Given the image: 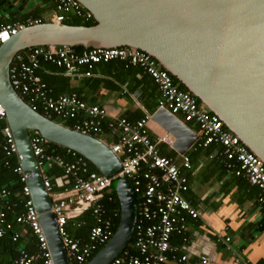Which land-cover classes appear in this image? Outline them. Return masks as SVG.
<instances>
[{
  "label": "built area",
  "instance_id": "obj_1",
  "mask_svg": "<svg viewBox=\"0 0 264 264\" xmlns=\"http://www.w3.org/2000/svg\"><path fill=\"white\" fill-rule=\"evenodd\" d=\"M55 3L48 20L29 19L3 26L0 29V44L27 26L45 22L62 24L72 15L91 19L77 0H56ZM114 60L139 67L156 83L161 96L158 109L167 110L187 125L198 126L200 137L191 150L196 147L208 148L212 144L221 145L227 171L234 172L237 177L245 176L251 184L261 189L259 202L263 206L264 163L225 127L217 115L202 105L191 92L181 89L173 76L143 51L121 47L90 48L77 52L71 47L44 46L31 48L15 57L10 70L12 85L34 110L43 111L46 116L55 117L63 124L72 121L73 129L97 138L108 131L112 138L110 142L99 139L108 144L122 161L120 172L114 177H107L91 171L86 159L72 150L67 151L71 161L61 155H49L47 150L50 142L39 133L32 134L34 154L44 174L45 186L52 195L59 231L72 264H87L97 249L113 238L114 220L118 213L109 215L103 201L113 200L112 184L122 177L131 181L137 194L138 220L130 246L111 264H168L174 252L173 235L180 234L188 242L187 219L200 216L186 197L190 186L182 168L192 167L188 153L180 154L179 161L162 155L160 146L175 150L176 138L168 132L155 134L150 126L152 114L147 113L137 121L126 117L110 119L105 107L91 104L77 93L55 96L54 90L39 75L41 64L50 63L64 68L67 74L86 67V76L90 77L95 66ZM3 120L6 121V111L0 103V121ZM3 134L2 150L6 158H10L16 155L17 147L8 125L3 129ZM5 164L9 165V161ZM55 166L64 170L63 177L58 179V185L63 187L60 192L54 191L55 184L47 175V171ZM15 172L22 175V181L25 182L21 194L23 211L15 218L21 230L16 231L13 223L8 221V215L17 208V204L11 200L12 191L0 185V242L6 236L16 242L29 233L37 242V251L29 253L25 249L21 250L12 264H55L22 167L19 165ZM88 211L93 215L95 224L91 228L89 243L82 245L68 234L66 226L69 220ZM226 241L229 242L230 238H226ZM1 249L0 244V264ZM186 259V256H182L176 260L182 262ZM202 262L207 264L208 260L202 258Z\"/></svg>",
  "mask_w": 264,
  "mask_h": 264
},
{
  "label": "water",
  "instance_id": "obj_2",
  "mask_svg": "<svg viewBox=\"0 0 264 264\" xmlns=\"http://www.w3.org/2000/svg\"><path fill=\"white\" fill-rule=\"evenodd\" d=\"M96 22H45L27 26L0 44V103L6 111L19 165L39 214L55 264H72L59 231L54 201L34 154L32 134L72 150L107 177L122 161L101 139L83 134L34 110L15 90V57L44 46L109 49L128 47L151 55L264 163V0H77ZM152 120L187 154L199 137L165 109ZM121 220L113 238L87 264H111L130 246L138 220L131 181L115 180Z\"/></svg>",
  "mask_w": 264,
  "mask_h": 264
},
{
  "label": "crops",
  "instance_id": "obj_3",
  "mask_svg": "<svg viewBox=\"0 0 264 264\" xmlns=\"http://www.w3.org/2000/svg\"><path fill=\"white\" fill-rule=\"evenodd\" d=\"M53 10L45 0H0V19L34 11L48 20ZM124 64L118 61L110 66L97 65L90 77L86 76L88 68L82 67L71 74H57L60 76H54L52 81L59 95L77 93L87 102L105 107L110 119L126 117L137 121L147 113L153 115L161 97L158 86L139 67ZM150 126L155 134L167 132L153 120ZM189 127L200 137L197 125L189 124ZM160 150L179 161L180 154L175 150L164 145ZM191 163V169L182 168L190 186L186 197L200 216L187 219L188 242L180 234L173 235L174 252L168 264H203L202 258L208 260L207 264H264L261 189L245 176L228 172L225 157L218 153H203ZM182 256L187 257L186 261L178 262L176 259Z\"/></svg>",
  "mask_w": 264,
  "mask_h": 264
},
{
  "label": "trees",
  "instance_id": "obj_4",
  "mask_svg": "<svg viewBox=\"0 0 264 264\" xmlns=\"http://www.w3.org/2000/svg\"><path fill=\"white\" fill-rule=\"evenodd\" d=\"M55 1L56 0H45V4L49 7L53 6V8H55V4H56ZM85 13L87 12L85 11ZM14 15L12 16V19H7L5 17L0 19V29L3 26L10 24V23L26 22L29 19L36 20L42 17L41 13L34 12V11L29 12L27 14L25 13V14H20V15L17 13H14ZM66 23L70 25H86V26H92L96 24L95 20L92 17L90 20H85L84 18H79L76 16L75 17L71 16L70 19ZM75 50L77 52H81L82 50H84V48L77 47ZM118 61L122 62L120 60H114L109 63H100V64H105V65L110 66L112 63L118 62ZM124 65H126V63ZM57 74L65 75L66 70L64 68L57 67L50 63L41 64L39 75L42 77V79L47 84H49L50 87L54 89L55 96H58L60 94L59 90L56 88V84L54 83V81H52V78H54V76H56ZM60 75H57V76H60ZM175 81L178 83L176 79ZM65 87H67V85H64V88ZM180 88L188 91L187 88L184 87L183 85H180ZM25 100L27 99L25 98ZM39 112L46 115V113H44L43 111H39ZM53 120L60 122L55 117L53 118ZM64 124L68 127L74 128L72 121L64 122ZM6 126H7V122L5 120L0 121V185L2 187L9 188L12 191L13 195H12L11 200H12V203L17 204V208L14 211V213H10L8 215V221L13 223V227L16 231H20L21 227L20 225L15 223V218L16 216L20 215L23 211L21 194L23 192L25 182L22 181V175L15 172V169L19 166V160H18L17 155H13L10 158H6V155L2 150V146L4 144L3 129ZM98 138H102L107 142H110L112 139L111 133H109L108 131L105 133L104 136H101ZM67 151L68 149L64 147L50 143L47 153L49 155H54V156L61 155L64 158H66V160L71 161L72 158L67 153ZM222 152H223V148L221 145L212 144L208 148L196 147V149L189 152L188 155L190 156L192 162H194L196 161V157L202 155L203 153H206L209 155L218 153L222 155ZM162 155L167 156V157H172L171 154H165L164 152H162ZM7 161H9V165L5 164ZM86 161L88 162L91 171L100 173L98 169L91 162H89L88 160ZM47 175L52 179V182L55 184L54 191L55 192L62 191L63 187H60L58 185V179L63 177L64 170L55 166L51 170L47 171ZM112 196H113V200L106 199L105 201H103V203L105 204L109 215L112 216L113 213H118V217L115 218L114 220L115 226H114L113 233L115 234L119 227L120 220H121V204L117 196V193L115 191V181L112 184ZM94 224H95V219L93 215L91 214V212L88 211V212H85L82 216L77 217L76 219L69 220L66 226V230L73 239L79 240L82 245H86L89 243L91 228L94 226ZM0 244L2 246V249H1L2 264H12L14 258H16V256H18L20 251L23 249L27 250L29 253H34L37 251V242L35 238L32 237L31 234L29 233H27L25 236H22L21 239H19V241H16V242L12 241V239L9 236H6L4 239L1 240ZM104 246L105 244L100 246L97 249V251L93 254L92 258L100 250H102Z\"/></svg>",
  "mask_w": 264,
  "mask_h": 264
},
{
  "label": "rangeland",
  "instance_id": "obj_5",
  "mask_svg": "<svg viewBox=\"0 0 264 264\" xmlns=\"http://www.w3.org/2000/svg\"><path fill=\"white\" fill-rule=\"evenodd\" d=\"M123 178H125V177H123Z\"/></svg>",
  "mask_w": 264,
  "mask_h": 264
}]
</instances>
